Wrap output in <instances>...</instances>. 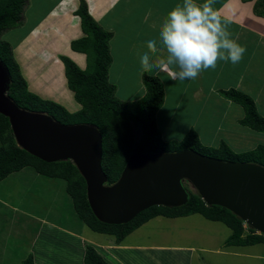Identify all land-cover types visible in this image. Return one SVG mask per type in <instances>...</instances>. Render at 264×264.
Here are the masks:
<instances>
[{"label":"trees","instance_id":"1","mask_svg":"<svg viewBox=\"0 0 264 264\" xmlns=\"http://www.w3.org/2000/svg\"><path fill=\"white\" fill-rule=\"evenodd\" d=\"M26 5L27 0H0V60L6 64L12 77L8 96L21 109L48 114L61 124H89L98 128L103 137L102 168L108 178V185L118 181L130 155L135 152L174 153L189 149L224 162L255 163L264 167V145L241 153L234 152L225 143H221L217 148L206 147L202 145L195 131L189 132L181 141L164 143L156 126L157 112L165 99L161 81L144 73L142 82L146 94L142 99L136 102H123L116 97V87L108 78L109 67L113 61L110 50L113 33L102 28L90 15L85 0L80 1L75 12L80 17L84 36L73 40L71 48L86 55L87 66L81 69L69 57H61L68 87L74 92L75 100L82 106L81 110L72 113L63 105L31 92L14 57L12 45L1 38L10 29L21 26ZM255 12L264 16V0L256 1ZM221 93L226 99L244 109L245 116L240 122L243 126L264 133V117L259 114L255 102L249 95L235 89ZM136 127L142 132L139 140L135 139ZM26 167L33 168L41 176L64 181L66 193L83 224L98 234L114 237L118 242L157 216L176 218L200 214L208 220L225 224L231 230L228 245L252 246L264 243V234L245 226L240 218L223 207L207 206L198 193H193L189 189L190 199L185 206L172 208L170 211H166L164 206V208L154 206L127 224L103 223L95 217L89 205L86 182L74 163L72 161L47 163L18 147L9 119L0 114V182ZM22 264H34L33 256L30 254ZM84 264L110 263L89 245L85 250Z\"/></svg>","mask_w":264,"mask_h":264},{"label":"rangeland","instance_id":"2","mask_svg":"<svg viewBox=\"0 0 264 264\" xmlns=\"http://www.w3.org/2000/svg\"><path fill=\"white\" fill-rule=\"evenodd\" d=\"M139 1L142 3L141 8L137 10L134 9L137 13L132 17V22L135 23H132L129 26L127 19H124L123 22L115 24L117 31L114 33V37L110 42L113 61L109 67L108 78L116 87V97L123 102H136L137 100L142 99L146 94V89L142 82V76L146 73L158 78L163 85L165 99L162 107L157 112L156 126L164 143L181 141L189 132L195 131L198 134L202 145L206 147L217 148L221 143H225L234 152L241 153L253 150L259 145H264V133L243 126L240 122L245 116L244 109L235 102L226 99L221 93L222 91H227L233 88V86L236 85V82L239 83L240 79L237 67L239 64H246V60L245 62H242L241 60L235 65L231 62H227V70L224 61H218L215 70L209 69L204 71L195 80H173L170 72H168L167 75L161 69H153L150 72L142 70L138 52L147 50L146 42L149 39L158 37L160 25L166 18L168 12L178 3H182V0ZM225 1L226 0H216L214 8H219L225 3ZM30 2L32 7L34 2L33 0ZM198 2L202 3L203 0H198ZM45 3L46 5L49 4L44 1L40 6H43ZM31 7L29 9L30 11ZM149 7L152 10L151 15L162 17V19L156 20L154 17L155 21H153V17H151L147 22L145 21L146 19H140ZM49 9L50 7L47 10ZM47 10L38 9L40 15H43ZM35 18L38 19L37 17ZM35 18L31 17L29 19ZM141 21H143V24L138 25ZM153 23L157 25L152 26ZM122 24H124V26H121ZM30 25L31 21H23L21 26L10 29L1 38L7 41L8 38H10L9 33L15 29H17L15 30L17 32L16 36L19 38L23 33H26ZM126 26L129 27L126 28ZM228 27L234 31V33H232V38L234 39L236 37V28L230 24ZM156 55L162 58L165 53L160 52ZM155 57L156 56L153 57L154 60L156 59ZM249 68L251 69V66H249ZM250 71L251 70L248 68H243V72L245 73L243 80ZM258 82H261L258 84L264 83L262 77ZM251 83L252 82L245 83L242 86H247ZM248 92L251 93L250 97L255 102L259 114L264 117V89H258L256 93L255 90L248 89ZM134 134L135 139L139 140L142 135L141 129L136 127ZM29 169L34 171L33 168ZM40 177L42 180L35 182V179H32V177H21L19 174H15L10 177L8 181L6 180V182H4L6 184L0 186V197H2L1 195H5L6 201H13V204L21 205V209L24 211L32 212L38 217L42 216V218L50 219L59 226L82 232L86 237L96 235L98 237H103L104 239L114 238L106 234L100 235L83 224L73 209L71 198L65 194L63 188H59L61 187V183H65L64 181L50 179L44 176ZM45 184H55L58 189L50 195L51 191L45 190ZM184 186L191 192L197 193L189 184ZM29 187L34 188L35 190L28 193L27 190ZM21 192L23 193L21 194ZM8 193L13 195L11 200L6 198ZM33 198L37 199L35 200ZM0 210V224L5 225L10 219L12 213L9 212L7 207H3ZM165 210L170 211L173 209L166 207ZM18 215L20 217H14V220L17 227V233L21 235V238L19 243H14L15 245L12 247V250L9 249V252L13 255L25 254V244L28 242V244H30L31 241H34L33 238L36 236L42 225V222L39 220L36 221V219L20 213H17L15 216ZM159 219L160 218H154V220L151 219L146 222L136 230L134 234L126 238L124 243H138L141 244L142 247L162 246L167 250V253L164 254L168 262L169 257H172L170 255L173 253L179 255L177 257H184L181 256L183 252L177 250L172 251L175 250L174 247L179 246L181 243L180 231L185 233L189 231L190 233L192 232L197 235H199L201 231H205L209 235L211 233H214L215 235H228L227 233L230 231L225 224L217 221L212 223L200 214L190 216L189 218L181 217L180 219L162 216L160 219L161 223L159 222ZM191 220H193L194 223L187 226V223ZM167 224L168 226L165 228V225ZM184 226L185 228L180 230V227ZM142 236H144V238L141 241L140 238ZM205 239L207 242L200 241L201 243L203 242V245L208 244L209 239L207 237H205ZM217 239L223 240V237L220 236ZM214 241L216 240L209 241V243H211L210 246H216L212 243ZM183 242L184 245H194L197 241L189 235ZM14 250L17 251V253H14ZM245 251L256 254L255 258L248 260L249 264H264V259H262V257L264 258V244L261 243L250 246V248H246ZM257 256H260L261 259L256 260ZM155 257L156 253L153 251H148L146 253L148 261H152ZM193 259H196L194 254ZM205 260L212 261L213 264H222L220 261H223L226 264H233L231 258L228 256H219L217 254H206ZM208 261L205 264H208ZM182 264H184V261ZM193 264L198 263L194 262Z\"/></svg>","mask_w":264,"mask_h":264},{"label":"crops","instance_id":"3","mask_svg":"<svg viewBox=\"0 0 264 264\" xmlns=\"http://www.w3.org/2000/svg\"><path fill=\"white\" fill-rule=\"evenodd\" d=\"M30 1L31 0H27V5L23 12V21H31V25L26 33H23L19 38L16 36L17 32L15 30L17 29L10 32V38H8L7 41L12 45L14 57L20 65L21 72L28 83L29 90L44 99L64 105L65 108L72 113L77 112L81 110L82 106L75 100L74 92L68 87L65 66L61 61V57L67 56L71 58L82 69H85L87 66L86 55L84 53L75 52L71 48V42L73 40L80 39L84 36L81 29L80 17L75 14L81 0H33L34 3L32 7ZM44 1L49 4L46 5L45 3L43 6H40ZM85 1L87 2L90 15L102 26V28L112 32L113 37L114 33L117 31L115 24L123 22L124 19H127L129 26L135 23L132 22V17L137 13L135 10L140 9L142 5L139 0ZM255 4L256 0H226L224 4L216 9L222 18H227L231 21L230 25L236 28V37L234 39L247 49L242 59V62L246 60V64H239L237 67L240 81L239 83L236 82V85L231 89L242 91L249 96H251V93L248 92V89L255 90V93L258 89H264V83L258 84L261 83L258 82L261 77L264 81V16L256 14ZM30 7L31 11L29 10ZM49 7L50 9L47 10ZM38 9L47 10V12L40 15ZM146 10L147 11L143 13V17L140 19H146V22L151 17H153V21H155V18L156 20L162 19V17L151 15L152 10L150 7ZM28 16L29 18L37 17L38 19H29ZM139 24H143V21L138 23V25ZM156 25L155 23L152 24V26ZM121 26H124V24ZM129 26H126V28ZM228 30L234 33L230 27H228ZM224 63L227 70V62ZM249 66H251V69ZM244 67L251 71L243 80L245 75L243 72ZM160 69L167 75L168 72L172 70L165 67ZM249 82L252 83L247 86H242ZM29 168L30 167H26L17 173L15 172L9 175L8 178L0 182V186L6 184L4 182H6V180L8 181L9 178L15 174H19L21 177H32V179H35V182L42 180L40 177L41 175L36 173V171H31ZM45 187V190L51 191L50 195L58 189L55 184H45ZM59 188H63V191L67 195L65 183H61V187ZM33 190L35 189L29 187L27 191L29 193ZM22 193L23 192H21V194ZM1 196L0 209L7 207L12 214L5 225L0 224V264H22L23 260L30 254L34 258V264H84L85 250L89 245L93 246L110 264H182L183 261L184 264H193L194 262L205 264L208 261L205 260L206 254L228 256L231 258L233 264H249L248 260L256 256L253 252L249 253L245 251V249L250 248V246H233L227 244L232 234V232H230L231 230L227 233L228 235H215L214 233L209 235L205 231H201V233L197 235L189 231L187 233L180 231L181 243L179 246L174 247L175 250L172 251L177 250L183 252L181 256L184 257H177L179 255L173 253L170 255L172 257H169L167 262V258L164 254L167 253V250L162 246L142 247V245L138 243H124L125 239L134 234L141 226L121 242H118L115 238L104 239L96 235L86 237L82 232L59 226L50 219L42 218V216L38 217L32 212L24 211L21 209V205L13 204V201H6L5 195ZM12 197L13 195L11 193L6 195V198L9 200H11ZM33 199L36 200L37 198ZM17 213L34 218L36 221L39 220L42 222V225L36 236H34V241H31L30 244H28L29 242L25 244V254L13 255L9 251L12 250L15 244L19 243L21 238V235L17 233L14 220V217H20L19 215L15 216ZM196 215L199 214H191L183 217L189 218L190 216ZM156 218L161 219L162 216H157L155 219ZM180 218L181 217H176L174 219ZM152 219L154 220V218ZM160 219L159 222L161 223ZM210 222L214 223L215 221L210 220ZM193 223L194 221L191 220L187 223V226ZM167 226L168 224L165 225V228ZM184 228L185 226L180 227V230ZM189 235L197 241L194 245L183 244V241L186 240ZM220 236L223 237V240L217 239ZM205 237H207L209 241L215 239L216 241L212 243L216 246H210L211 243H209V241L208 244L203 245V242L201 243L200 241H205ZM143 238L144 236H142L140 240L142 241ZM148 251L156 253V257L152 261H148L146 258V253ZM14 253H17V251L14 250ZM193 254L196 259H193ZM260 259V256H257L256 260ZM262 259L264 258L262 257ZM220 263L226 264L223 261H220ZM208 264H213V262L208 261Z\"/></svg>","mask_w":264,"mask_h":264},{"label":"water","instance_id":"4","mask_svg":"<svg viewBox=\"0 0 264 264\" xmlns=\"http://www.w3.org/2000/svg\"><path fill=\"white\" fill-rule=\"evenodd\" d=\"M11 73L0 60V114L17 146L47 162L72 161L87 185L95 217L122 225L154 206L179 208L190 199L188 182L207 206H220L264 234V167L224 162L194 150L132 153L118 181L102 168L103 137L93 125H64L45 113L21 109L9 96Z\"/></svg>","mask_w":264,"mask_h":264},{"label":"clouds","instance_id":"5","mask_svg":"<svg viewBox=\"0 0 264 264\" xmlns=\"http://www.w3.org/2000/svg\"><path fill=\"white\" fill-rule=\"evenodd\" d=\"M215 2L182 0L172 8L160 25L158 37L146 42V51L138 52L142 70L167 67L172 69L173 80L184 81L215 70L218 61L238 64L247 49L232 38L228 30L231 21L221 17ZM160 52L165 53L162 58L156 55Z\"/></svg>","mask_w":264,"mask_h":264},{"label":"flooded vegetation","instance_id":"6","mask_svg":"<svg viewBox=\"0 0 264 264\" xmlns=\"http://www.w3.org/2000/svg\"><path fill=\"white\" fill-rule=\"evenodd\" d=\"M184 185H188V182H184Z\"/></svg>","mask_w":264,"mask_h":264},{"label":"built area","instance_id":"7","mask_svg":"<svg viewBox=\"0 0 264 264\" xmlns=\"http://www.w3.org/2000/svg\"><path fill=\"white\" fill-rule=\"evenodd\" d=\"M245 226H247V225L245 224Z\"/></svg>","mask_w":264,"mask_h":264}]
</instances>
